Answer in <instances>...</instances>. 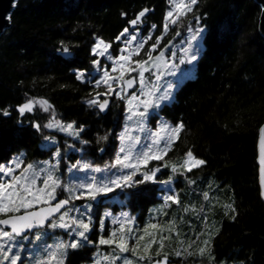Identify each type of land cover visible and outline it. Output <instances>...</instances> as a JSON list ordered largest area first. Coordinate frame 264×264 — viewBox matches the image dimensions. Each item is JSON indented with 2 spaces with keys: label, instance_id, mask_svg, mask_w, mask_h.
Instances as JSON below:
<instances>
[{
  "label": "snow or ice",
  "instance_id": "snow-or-ice-1",
  "mask_svg": "<svg viewBox=\"0 0 264 264\" xmlns=\"http://www.w3.org/2000/svg\"><path fill=\"white\" fill-rule=\"evenodd\" d=\"M17 3L10 0V9ZM168 4L160 25H145L147 14L153 11L147 7L127 19V26L114 37L115 47L113 41L93 34L86 64L70 69L77 82L91 86L84 99L88 108L104 113L112 101L122 103L118 131L116 127L103 134L97 131L93 139H86L84 124L58 118L46 98L28 97L27 93L15 106L16 134L39 135V150L46 158L29 161L26 149L19 145L5 149L0 142V264H71L72 255H80L85 264H172L165 250L166 242L172 239L177 240L175 257L198 254L201 258L206 255L210 264L215 261L212 229L196 233L194 239L180 240V229L173 219L167 222L166 231L160 229L157 239L156 233L148 232L149 227L157 229V224L141 231L135 218L124 210L140 200H159L161 208L178 205L176 175L184 176L206 164L191 149L179 162L166 159L185 125L161 113L193 77L209 43L220 39L221 29L218 26L214 32L203 22L206 14L188 18L198 0H168ZM11 14L9 11L5 19L10 21ZM121 16L127 13L122 11ZM173 28V39L163 43ZM181 29L186 36L175 47L173 40L182 35ZM157 30L159 35H155ZM78 47L61 40L56 52L70 60ZM37 111L48 114L45 122L35 118ZM0 115L8 117L11 112L2 108ZM258 166L264 198V124L258 127ZM202 197L211 201L209 191H203ZM112 204L119 205L118 214L109 208L98 212L100 206ZM224 207L235 219L238 213L234 205ZM192 211H196L194 205ZM199 211L203 213L204 205ZM198 218L207 224L206 215ZM108 222L111 227H107ZM201 235L208 237L202 246L197 243ZM153 244L154 254L150 251ZM102 246L107 250L102 252Z\"/></svg>",
  "mask_w": 264,
  "mask_h": 264
},
{
  "label": "trees",
  "instance_id": "trees-1",
  "mask_svg": "<svg viewBox=\"0 0 264 264\" xmlns=\"http://www.w3.org/2000/svg\"><path fill=\"white\" fill-rule=\"evenodd\" d=\"M144 7L153 10L147 14L145 25H160L169 4L168 0H18L9 27L0 34V109L11 112L8 117L0 115V142L5 149L19 145L26 149L29 161L46 158L39 150V135L16 134L14 109L26 99L25 93L46 98L58 118L84 124L86 139H93L97 131L103 134L114 127L119 130L122 103L112 101L106 114L88 108L84 99L91 86L77 82L70 69L86 64L93 34L113 41L115 47L114 37L127 26V19ZM122 11L126 17L121 16ZM260 11L255 0H198L188 18L206 14L203 22L214 32L220 26V39L209 43L194 76L161 113L185 125L166 159L179 162L191 149L206 164L186 176H213L216 190L237 209L235 219H225L218 208L211 219V226H220L210 241L217 262L264 264V204L259 196L256 165L258 127L264 122ZM174 31L164 37L163 43ZM181 32L185 33L183 29ZM159 34L157 30L155 35ZM61 40L79 45L72 59L58 56L56 49ZM47 117V113H35L41 123ZM158 202L140 200L125 208L143 221L148 209ZM108 206H100L98 212L102 214ZM155 248L153 244L151 251ZM83 252L91 255L87 249ZM170 258L172 264L177 262L174 256ZM69 260L71 264L85 263L80 255H72ZM178 263L186 264L181 260Z\"/></svg>",
  "mask_w": 264,
  "mask_h": 264
},
{
  "label": "rangeland",
  "instance_id": "rangeland-1",
  "mask_svg": "<svg viewBox=\"0 0 264 264\" xmlns=\"http://www.w3.org/2000/svg\"><path fill=\"white\" fill-rule=\"evenodd\" d=\"M193 26H195L193 24ZM146 35V34H145ZM186 36V33L176 36L173 40V46L179 47V42L183 40ZM169 39H173V36ZM168 39V40H169ZM165 43H167V41ZM151 43V41L149 42ZM194 76V74H193ZM116 101V100H114ZM117 103H121L120 101H116ZM40 160V159H36ZM164 178V177H161ZM176 184L175 188L179 194V200L180 203L177 204H171L168 207L161 208V202L159 201L157 204L151 206L148 209L147 214L145 215L143 221H139L137 219L136 213L130 212L128 209L124 208L125 211L130 212L132 217L135 218V224L138 229L141 231L148 225H151L152 223H155L158 225L157 229L148 228V232L150 233H156L157 239L159 237L160 229L163 228L165 231L168 229V221L169 220H176V226L180 229V240H185V237H188L190 239L195 238L196 233L204 232L206 233L209 229H212L215 233L216 230L220 227L219 224H217L216 227L211 226V219L215 218L216 211L219 209V213L222 217L225 219H231V212L226 210L224 205L226 204H233L231 200H228L222 196V193L218 192L216 190V183L214 181L213 176H209L208 178L204 179L202 177H188L186 175L182 176L177 174L176 177ZM188 180L194 181L193 184H189ZM203 191H209L211 196V201H204L202 197ZM221 191V190H220ZM119 199H121L119 197ZM114 204L109 205L107 208L109 210H114L117 214L120 212V207L118 205V208L113 207ZM196 207V211H192V206ZM201 205H204V211L201 213L200 207ZM189 208L188 212L184 211V208ZM218 208V209H217ZM228 211V214L226 215L225 212ZM203 215H206L208 217V222L205 224L202 221ZM180 217H183L181 220ZM107 227H111L110 222H108ZM208 237L206 235H201L199 238V243L202 246V241L207 239ZM147 239V237H146ZM177 247V240L172 239L168 240L166 242V248L165 250L170 253V256H174L172 250L170 248L175 249ZM106 246L101 247V251H106ZM151 251V250H150ZM195 253V249L193 250ZM154 254V252H153ZM131 256V253L128 254ZM177 258V262L173 264H181L178 263L181 261L185 262L186 264H210V262L207 259V256L201 258L198 254L188 255L187 253L182 257H175ZM220 261H226V260H220ZM220 261H212L211 264H219ZM227 264H243L242 261H226ZM85 264V263H83Z\"/></svg>",
  "mask_w": 264,
  "mask_h": 264
},
{
  "label": "water",
  "instance_id": "water-1",
  "mask_svg": "<svg viewBox=\"0 0 264 264\" xmlns=\"http://www.w3.org/2000/svg\"><path fill=\"white\" fill-rule=\"evenodd\" d=\"M255 2L260 6V15H259V20H258V31L259 33L264 37V11H262V7H264V0H255ZM12 11L10 9V0H0V34L9 27L10 21L5 19L6 14ZM111 106V104H110ZM110 108V107H109ZM109 110V109H108ZM108 110L104 113L101 114H106ZM264 124V122H263ZM256 165H257V180H258V137H257V143H256ZM258 188H259V196L264 204V198L261 197L260 195V187H259V182H258ZM171 262L172 259L170 258Z\"/></svg>",
  "mask_w": 264,
  "mask_h": 264
}]
</instances>
